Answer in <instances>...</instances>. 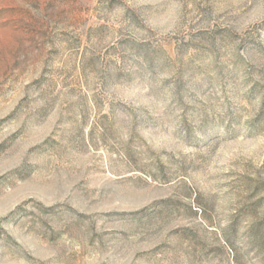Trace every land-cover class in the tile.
<instances>
[{
	"label": "rangeland",
	"instance_id": "obj_1",
	"mask_svg": "<svg viewBox=\"0 0 264 264\" xmlns=\"http://www.w3.org/2000/svg\"><path fill=\"white\" fill-rule=\"evenodd\" d=\"M0 264H264V0H0Z\"/></svg>",
	"mask_w": 264,
	"mask_h": 264
}]
</instances>
